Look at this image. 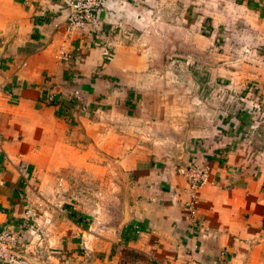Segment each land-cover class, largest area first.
I'll list each match as a JSON object with an SVG mask.
<instances>
[{
    "label": "crops",
    "instance_id": "1",
    "mask_svg": "<svg viewBox=\"0 0 264 264\" xmlns=\"http://www.w3.org/2000/svg\"><path fill=\"white\" fill-rule=\"evenodd\" d=\"M70 1L0 0L23 264H264V0H105L98 32L66 31Z\"/></svg>",
    "mask_w": 264,
    "mask_h": 264
},
{
    "label": "built area",
    "instance_id": "2",
    "mask_svg": "<svg viewBox=\"0 0 264 264\" xmlns=\"http://www.w3.org/2000/svg\"><path fill=\"white\" fill-rule=\"evenodd\" d=\"M104 4L105 0H71L68 2L69 14L65 19L66 31L69 32L84 27H91L95 32L100 31L97 13ZM62 59L68 61L70 57L63 54ZM238 98L242 100L243 97ZM178 173L186 180L190 197L187 209L190 213H193L196 204V193L206 181V170L192 164L178 170ZM18 240L17 231L9 228L0 229V263L23 264V255Z\"/></svg>",
    "mask_w": 264,
    "mask_h": 264
}]
</instances>
